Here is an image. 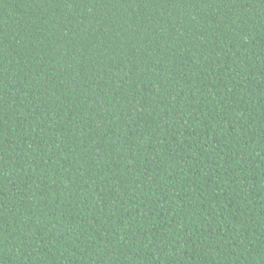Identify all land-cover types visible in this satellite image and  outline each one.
Returning <instances> with one entry per match:
<instances>
[{
    "label": "trees",
    "instance_id": "1",
    "mask_svg": "<svg viewBox=\"0 0 264 264\" xmlns=\"http://www.w3.org/2000/svg\"><path fill=\"white\" fill-rule=\"evenodd\" d=\"M0 264H264V0H0Z\"/></svg>",
    "mask_w": 264,
    "mask_h": 264
}]
</instances>
